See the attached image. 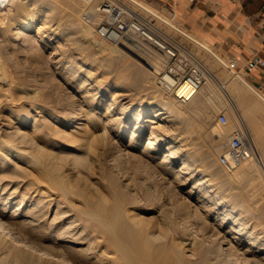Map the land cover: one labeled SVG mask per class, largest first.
<instances>
[{
	"label": "bare ground",
	"instance_id": "obj_1",
	"mask_svg": "<svg viewBox=\"0 0 264 264\" xmlns=\"http://www.w3.org/2000/svg\"><path fill=\"white\" fill-rule=\"evenodd\" d=\"M65 1L67 0H10L7 7L0 8V20L1 15L6 14L10 24H14L17 37L26 36L28 31L35 30L36 37L40 38L49 20L68 21L69 28L63 32L66 39L75 40L80 51L89 50L91 65L99 68L103 77H91L93 71L90 72L89 69L81 75L72 61L62 56L56 58L57 71L77 93L72 106L59 105L53 110L45 106L46 103L41 102L38 106L33 103V114L26 112L17 117L18 123L25 126V129L12 124L13 130L5 139L0 138V190L7 191L10 186L15 185L0 200V264H264V237L259 229L248 226L247 219L241 215L243 209H240L239 204H230L225 196H217L221 186L226 185L228 180L243 177L252 179L260 172L264 173V127L255 119V115L264 113V95L244 78L241 71L230 68L228 58L203 39L187 32L183 26L151 4L143 0H130L155 16L159 22L208 51L231 74L229 81L220 82V87L224 89L227 101L237 110H242L245 116L243 122L258 150V159H246L219 174L216 155L225 146L232 132L228 134L227 128L223 129L214 123V113L222 100L217 96L212 97L215 80L219 82V78L211 68L196 58L206 71L207 81L203 85H197L189 100L182 103L171 86L190 84L191 78L175 79L165 72V57L140 40H130L133 44L124 40L121 45L112 42H103L106 45H102L94 36L99 16L93 14L88 22L82 21L81 24L74 9L66 11L62 7ZM78 1L83 6L82 0ZM90 11L94 13L93 6ZM133 48H136V57L132 59L128 50ZM57 49L58 47L53 46L52 51L56 52ZM3 77L4 72L0 75V81ZM107 81L114 85L108 89L112 92L109 100L106 99L109 93L101 88L102 83ZM119 82L126 83L133 89L150 88L149 93H156L161 100L159 109L167 113L160 117L163 122L156 124V118L162 113L159 111L145 119L144 125L140 114L129 126L124 124L125 121L121 118L129 111L128 108L117 105L116 84ZM232 90L236 92L235 95ZM246 90L253 96H248ZM38 100L43 101L41 97ZM30 119L33 120L31 131L27 129ZM46 119L50 123H59L60 127L52 131L46 129ZM77 119L80 121L75 124ZM69 123H74L75 133L70 132L73 129H65ZM194 124H197L200 133L207 132L204 136L209 141L199 154L204 170L220 176L216 182H211L208 178L206 180L202 175L198 176L196 185L189 188L185 196L174 193V209L170 212L175 216L170 224L182 232V235L174 236L161 231L160 227L157 231V223L151 224L148 219L140 216V209L137 208L140 199H129L120 191L116 173H112L115 170L108 173L105 185L100 181L102 173L98 170V156L104 157L109 153L116 160L117 135L123 131L129 146L139 149L156 162L155 165L165 177L172 174L176 181L181 182L173 187L181 192L183 180L188 179L185 173L188 170L195 171L193 151L176 145L175 142L179 140L173 141L171 138L165 141L166 134L163 130L168 127L180 128L187 135H192ZM143 128L149 130L150 135L144 136ZM13 138H16L15 141ZM60 139H65L66 144L80 141L76 146L85 145L84 154H74L65 149L63 151L60 147L58 152L46 148V143L53 144ZM195 139L198 143L203 142L199 136ZM27 143L31 144L29 149L28 145L25 149L20 145ZM70 144L67 146L70 147ZM96 150L99 154H96ZM6 151L22 157L21 163L25 166L13 165ZM178 163L179 167L176 168ZM26 166L31 167L34 175L28 173ZM81 170L87 174L85 178L79 176ZM5 177L12 180L5 182ZM72 179L79 180L78 185L82 187L74 188ZM219 182L223 184L220 185ZM20 185L23 190L19 188ZM42 186L47 189L45 193ZM100 187H107L108 192L114 193L112 201L104 197ZM52 194L57 197L54 196L53 200L57 202V206L49 220L48 205L52 202ZM46 197L50 199L44 201ZM16 198L15 210L24 201H29L30 204L26 203L18 213L13 211L12 214H6V204ZM240 199L245 200L241 196ZM129 202L132 207L126 204ZM261 210L264 217V203ZM131 211L134 213L130 214ZM189 217L195 218V225L190 224L195 227L196 236L185 233ZM261 227L264 228V224Z\"/></svg>",
	"mask_w": 264,
	"mask_h": 264
},
{
	"label": "rangeland",
	"instance_id": "obj_2",
	"mask_svg": "<svg viewBox=\"0 0 264 264\" xmlns=\"http://www.w3.org/2000/svg\"><path fill=\"white\" fill-rule=\"evenodd\" d=\"M71 1L72 2L75 1L74 2L75 5H73ZM80 4L81 2L78 0L77 1L67 0L65 1V3L62 4V7H64L66 11H70L71 8L74 9V14L76 16L78 15L76 17L78 18L77 20L81 24H83L81 20V15H80L83 6L82 4L81 5ZM133 6L138 8V11L142 15L148 18L152 17L153 22H155V24L158 27L162 28L165 32H167L168 34L173 36L176 40H178L179 43L187 51H189L192 54V56H194V58H198L201 61V63H204L206 66L211 68L212 72L218 76L219 82L215 80V83L213 86L212 97H216V96L219 97L222 100V104L218 106V109L214 113V123L223 127V129L227 128L228 134L233 132L236 126L238 125V120L241 118L244 121L243 118L245 116L241 109L237 110L236 107L231 102L227 101L226 93L224 92V89L220 87L221 83L226 82V80L228 81L230 80L231 74L228 72V70L223 65L219 64L208 51H206L205 49H202L201 47H199L197 44H195L193 41H190L186 37H183L180 32L174 31L173 29L169 28L164 23L159 22L155 16H153L152 14L148 12H145L139 6L134 5V4ZM12 9L14 12V8ZM158 10L161 11L163 14H165L167 17H170L175 22H177L174 16H171V14H167L165 11L160 10V9ZM6 16H7L6 14H2L1 15L2 18L0 20V64H1L0 70L2 69L0 71V75L3 74V72L5 74V77H3L2 80L0 81V84H1L0 86V107H1L0 108V135L1 136L0 138H4V139L7 137V134L13 130L12 128L14 125L12 124H15L19 126L20 128L25 129V126H21L20 123H18L17 117L20 114H23L26 112L33 114L34 112L31 110L33 103H36V106H38L41 102L46 103L44 105L49 106V108L53 110H55L57 106L59 105L64 106V107L66 105L68 107L72 106L71 103L75 101V97L77 96V93L75 92V89H73L69 85V83L63 80L62 76L57 71L58 64L55 63L56 58H59L60 56H62L64 57V59L72 61L74 63V66L79 71L78 73L81 75L86 73V71L89 69L88 71L90 72L93 71L91 74V77H94L95 79H99L100 77H101L100 79L103 78L100 73V69L97 68L96 66L91 65L90 55L88 54L89 50L80 51L77 47V43L75 42V40L66 39V36L65 34H63V32H66L67 29L69 28L70 23L68 21L59 22L56 20H49L50 22L48 21L46 23L45 30L42 32L43 34L41 35L40 38L36 37L35 30L28 31V35L26 36L20 35L17 37V34H15V27H13L14 24H10ZM185 30L189 33L195 34L200 39H203L204 42H206L207 44H210L206 39L200 37L196 33L189 31L187 29ZM128 43L133 44V41H128ZM101 44L106 45L103 42H101ZM53 46L58 47L56 52L52 51ZM134 49L136 48L128 50V55L132 59L136 57V53ZM226 57L228 58V59L226 58L228 62H230L231 59H233L232 57H228V56ZM243 64L245 63L240 62L238 64V62H236L237 67L238 65H243ZM2 67L4 68L5 71L3 70ZM237 71H241L242 74L245 75V72L243 71V69L240 68ZM206 81H207V78L205 76V80L202 81L201 84L203 85ZM119 83L116 84L117 86L116 87L117 105L119 107L128 108V111H129V113L126 116L121 118L122 121H125L124 124L129 126L135 120L137 115L140 114L143 119L142 124L144 125L145 119L151 117L152 115L158 113L159 111H162V113L160 114L159 117L156 118V121H157L156 124H161L163 122L162 120L160 121L161 119L160 117H162L163 115L167 113H165V110L159 109V107L161 106V100L159 99V97L156 96V93H153V92L149 93L150 88H148V90L147 89L146 90L145 89H141V90L133 89V88H130V86L126 83H123V82H119ZM9 84L10 86H8ZM113 86L114 85L111 83V81L104 82L101 85L102 90L106 93H109L106 98L108 100L110 99L112 95L111 94L112 92L111 91L109 92L108 89H111ZM233 94L235 95L236 92L233 91ZM246 94L247 95L249 94L248 96H253V94L250 91H248V93ZM40 97L43 101L38 100V98L40 99ZM71 97L74 99H72ZM35 99H37L38 102L37 100L35 101ZM58 100H60L61 102ZM10 105L11 106L16 105V106H13L12 108ZM220 113H223L227 116V123L225 124V126H223L222 124L218 122V115ZM79 121L80 120L77 119L76 120L77 123L75 124H78ZM28 123L30 124H28L27 129L31 131L33 120L30 119ZM44 124L46 126V129H50L51 131L60 127L59 123H55L54 121L50 123V121L47 119L44 121ZM65 129L67 131H70V129H73L70 132L75 133L74 123L67 124V126H65ZM163 131L166 134L165 141L171 138H173V141L179 140V142H175L176 145L181 146L182 149L188 148L189 150L193 151V155H194L193 156V166H194L195 171L190 172L188 170L187 171L188 173L187 172L185 173V177H188V179L183 180L184 184L181 186L182 190L181 192L179 191L180 193L176 191L173 187L175 184H179L181 182L176 181L173 178L172 174L166 175L167 177H165L164 174L161 172L162 170L155 165L156 162L152 161L146 154L144 153L142 154V152L139 149L129 146L127 144L125 136L123 135V131L119 132L117 135L116 160H113L112 156H110L109 153L105 154L104 157L103 156L100 157L99 155L98 160L100 159L99 160L100 168L98 170H100V172L102 173V175L100 176L102 180L100 179V181H102L104 185L107 183V179L109 178L108 173L111 174V172L115 170V172H112V173H116V179H117L120 191L124 195H126V197H128L129 199L130 198L140 199L139 206H137V208L140 209V216L142 218L148 219V221H150L151 224L157 223L158 225H156L155 227L157 231H159L158 228L160 227L161 231H164V232L167 231L168 234H173L174 236H180L182 235V232L177 227H175V225L170 224V223H173L172 221L175 216L174 214L171 213L174 209L172 196L174 195V193L175 194L178 193L177 196L178 195L180 196L181 193H182V196L183 195L185 196L188 189L196 185L195 182H197L196 178L198 176L202 175L204 176L206 180L209 179L211 182H216L217 177L220 175H214L211 172L205 171L203 167V162L199 159L200 150L202 149L204 144L205 145L209 144V141L207 137L204 136L206 135L207 132L200 133L198 131L197 124H194L193 126V131H194V133L192 134L193 136L190 134L187 135L180 128L174 129V128L168 127V129L164 128ZM143 133H144V136L150 135L149 130H146L145 128H143ZM198 136L199 138L203 139L202 141L204 143L197 142L195 138ZM15 139L13 138L14 141ZM66 142L67 141L65 139H60L58 142L55 141L53 144L48 142L46 143L47 144L46 148L53 152H58L60 149H62L63 151L71 150L74 154L76 153L78 155L84 154L83 150L85 149V145L82 144L81 147L76 146V144L78 145L80 141H76L77 143L72 142L71 144L67 143L71 145L70 147L67 146ZM29 144L30 143L20 144V145H23L21 146L22 148L24 147L26 148V145H28L27 149H29L31 145ZM9 145L10 143H8V146ZM186 146H189V147H186ZM223 149H224V146H222V149L219 150L218 154L216 155L217 156L216 164L218 166L219 174H221L223 171H228L227 168H224L223 166L219 164L218 159H217L219 154L223 151ZM6 153H8L7 155H9L8 157L10 158V162L13 165L16 164V165H19L20 167L25 166V165L22 166L23 165V163H21V159H23L22 157H19L13 152L10 153L9 151H6ZM96 154H99L97 150H96ZM145 158L147 159L149 158V159L147 160ZM114 163H115V166L113 165ZM177 166L179 167V163L176 164V168H178ZM25 169L28 171V173L31 172V175H34V173H32V170H30L31 167L26 166ZM32 169H34V167H32ZM224 169H227V170H224ZM79 176L81 178H85L87 174L81 170ZM94 176H97V175H94ZM9 180H12V179L5 177V182L6 181L9 182ZM172 180L174 181V183ZM72 181H73L72 184L74 188L82 187L78 185L79 180L72 179ZM219 184L222 185L223 183L221 184V182H219ZM231 184H234V185L232 186ZM14 186L15 185L10 186L9 189L11 190ZM19 188L23 190V187L21 185L19 186ZM106 188L100 187V191L104 195V197H107L106 199L108 201H112V199L115 197L113 195L114 193L108 192ZM8 190L7 191L0 190L1 192L0 200H3V198L10 191ZM42 191H44V193L45 191H47L45 186L44 187L42 186ZM219 195L225 196V198H228L230 200L229 201L230 204L231 203L237 204V205L239 204L240 209L241 210L243 209L241 212L243 214L241 215L247 219L248 226L249 227L256 226L259 229L260 234L264 237V228L261 227V225L264 224V221H263L264 217L263 215H261V212H262L261 208H262V204L264 203L263 201L264 200V173L260 172V174L256 175L252 179H250V177H243L239 179L228 180L226 185L223 184L221 186L220 191L218 192L217 196ZM242 195L245 200L240 199V196L241 198H243ZM54 196L56 197V195L54 194L50 196V198H53V199H51L52 202L48 205L49 212L47 214V217L49 218V220L53 217L54 212L56 210V206H57L56 205L57 202L55 201L56 202L55 203L53 201ZM50 198L46 197L44 201ZM144 201L145 203H143ZM16 202H17V198L13 199V201L6 204V207L4 209L6 214L10 212L12 214L13 211L18 213L19 211H21L22 208L25 207L26 203L27 205L30 204L29 201H24V203L21 204L17 210H15L17 206L15 204ZM126 204L129 205L130 202ZM130 207H132V204H130ZM133 213H134L133 211L130 212V214H133ZM257 214L258 216H255ZM188 220H190V222L186 224V226H188L186 227L188 230L185 229V233L187 232L186 234H189V235L192 234L190 236H196L194 235L196 234L195 227H193L195 225L193 223L195 222L194 221L195 218L189 217ZM190 223H193L192 224L193 226Z\"/></svg>",
	"mask_w": 264,
	"mask_h": 264
},
{
	"label": "built area",
	"instance_id": "obj_3",
	"mask_svg": "<svg viewBox=\"0 0 264 264\" xmlns=\"http://www.w3.org/2000/svg\"><path fill=\"white\" fill-rule=\"evenodd\" d=\"M81 20L88 22L93 14L99 16V21L94 27V36L101 42L122 44L125 40H140L154 48L166 59L164 71L175 79H189L192 82L186 85L171 86L177 93L180 102L185 103L190 96L205 80L206 71L192 54L187 51L178 40L158 27L152 17L142 15L130 0H82ZM10 0H0V8H5ZM93 6L94 13L90 11ZM237 60L231 59L230 68L236 66ZM264 61L258 56L247 60L244 67L251 71L257 66H263ZM218 122L227 123V116L218 115ZM257 158L258 150L252 135L240 118L238 125L229 136L223 151L218 156V162L227 169L236 167L246 159Z\"/></svg>",
	"mask_w": 264,
	"mask_h": 264
},
{
	"label": "crops",
	"instance_id": "obj_4",
	"mask_svg": "<svg viewBox=\"0 0 264 264\" xmlns=\"http://www.w3.org/2000/svg\"><path fill=\"white\" fill-rule=\"evenodd\" d=\"M174 16L185 29L206 39L222 55L246 62L264 61V0H145ZM245 72L244 78L264 95V65ZM264 113L255 115L264 127ZM260 119V120H258Z\"/></svg>",
	"mask_w": 264,
	"mask_h": 264
}]
</instances>
